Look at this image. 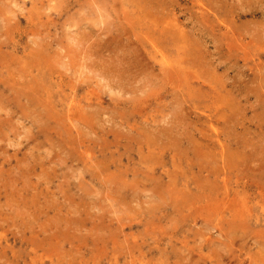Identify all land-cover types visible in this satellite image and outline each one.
<instances>
[{
	"label": "rangeland",
	"instance_id": "rangeland-1",
	"mask_svg": "<svg viewBox=\"0 0 264 264\" xmlns=\"http://www.w3.org/2000/svg\"><path fill=\"white\" fill-rule=\"evenodd\" d=\"M0 264H264V0H0Z\"/></svg>",
	"mask_w": 264,
	"mask_h": 264
},
{
	"label": "bare ground",
	"instance_id": "bare-ground-1",
	"mask_svg": "<svg viewBox=\"0 0 264 264\" xmlns=\"http://www.w3.org/2000/svg\"><path fill=\"white\" fill-rule=\"evenodd\" d=\"M117 63V62H116ZM120 84V83H119ZM63 118V117H62ZM98 118V117H97ZM169 124V123H168ZM161 130V129H160ZM262 152V151H261ZM156 191V190H155Z\"/></svg>",
	"mask_w": 264,
	"mask_h": 264
}]
</instances>
